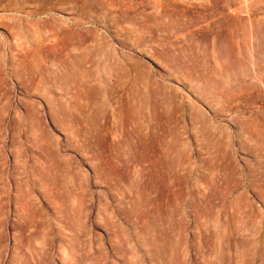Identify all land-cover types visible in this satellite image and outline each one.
I'll list each match as a JSON object with an SVG mask.
<instances>
[{"label": "rangeland", "instance_id": "374dc122", "mask_svg": "<svg viewBox=\"0 0 264 264\" xmlns=\"http://www.w3.org/2000/svg\"><path fill=\"white\" fill-rule=\"evenodd\" d=\"M256 262L264 16L0 0V264Z\"/></svg>", "mask_w": 264, "mask_h": 264}, {"label": "bare ground", "instance_id": "6f19581e", "mask_svg": "<svg viewBox=\"0 0 264 264\" xmlns=\"http://www.w3.org/2000/svg\"><path fill=\"white\" fill-rule=\"evenodd\" d=\"M241 3H242V12L247 17V19L249 20L250 23L254 22V20H256V18L259 15L264 16V0H241ZM251 34H252L251 40L253 39V41L256 42L255 35L253 33H251ZM251 45H252V41H251ZM55 55L58 58L57 60L61 59V58H59V57H61L59 54H55ZM136 80L140 81V80H142V77L138 76V78H136ZM137 120H138V118H137L136 111L134 110V107L132 106L131 111H129V113L127 114V121L128 122H136ZM230 237H231L230 236V230H228L227 235H226V250H227L228 255L230 254L231 248H232ZM240 250H241V248H237V250H236V256L238 259L240 258V255H241ZM259 256H262V255H259ZM249 258H251V257H249ZM255 259H257V258H255ZM247 261H248V259H247ZM261 262H262V260H261ZM251 263H252V261H251ZM256 263H258V262H256Z\"/></svg>", "mask_w": 264, "mask_h": 264}]
</instances>
